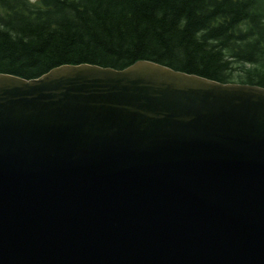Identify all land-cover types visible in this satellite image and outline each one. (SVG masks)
<instances>
[{"label": "water", "instance_id": "95a60500", "mask_svg": "<svg viewBox=\"0 0 264 264\" xmlns=\"http://www.w3.org/2000/svg\"><path fill=\"white\" fill-rule=\"evenodd\" d=\"M0 264H264V87L0 73Z\"/></svg>", "mask_w": 264, "mask_h": 264}, {"label": "trees", "instance_id": "16d2710c", "mask_svg": "<svg viewBox=\"0 0 264 264\" xmlns=\"http://www.w3.org/2000/svg\"><path fill=\"white\" fill-rule=\"evenodd\" d=\"M137 60L264 87V0H0V73Z\"/></svg>", "mask_w": 264, "mask_h": 264}]
</instances>
